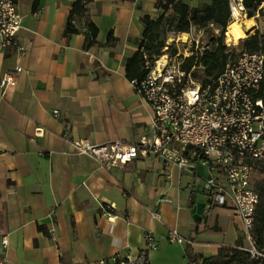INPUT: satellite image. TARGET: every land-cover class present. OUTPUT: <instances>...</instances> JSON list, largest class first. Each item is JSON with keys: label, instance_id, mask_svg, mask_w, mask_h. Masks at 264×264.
<instances>
[{"label": "crops", "instance_id": "0c3cea01", "mask_svg": "<svg viewBox=\"0 0 264 264\" xmlns=\"http://www.w3.org/2000/svg\"><path fill=\"white\" fill-rule=\"evenodd\" d=\"M72 1L17 0L15 45L25 53L0 48V76L23 70L0 97V258L83 264L134 257L146 249L148 231L157 247L147 250V264H186V247L211 256L234 245L241 220L230 207L206 209L205 167L192 174L150 156L107 169L74 152L73 138L134 143L149 123L151 108L126 77L125 63L138 48L141 18L156 17L158 0H91L87 16L72 20L79 32L66 37ZM87 20L97 35L85 47ZM35 127L42 137L34 138ZM198 203L203 209L194 219ZM170 230L185 241L169 242Z\"/></svg>", "mask_w": 264, "mask_h": 264}, {"label": "built area", "instance_id": "2783aa9c", "mask_svg": "<svg viewBox=\"0 0 264 264\" xmlns=\"http://www.w3.org/2000/svg\"><path fill=\"white\" fill-rule=\"evenodd\" d=\"M230 7L231 18L233 8L243 11L241 0H230ZM20 28L17 0H0L1 49L15 45ZM225 44L230 45L226 36ZM15 46L20 55L25 53L24 47ZM165 56L150 69L145 62L144 68L148 70L145 77L139 82L133 81L152 111L137 141L91 145L85 139L73 138V150L91 156L107 169L150 156L158 158L165 166L174 165L192 174L196 173L197 166L205 167L208 175L202 179V191L206 209L212 206L233 209L241 220L239 234L247 243L241 249L252 257H264L255 249L250 236L258 202L253 175L264 165V93L260 92L264 54L240 49L218 75L208 77L204 83L192 76L195 66L185 72L180 67L182 61L170 64ZM22 71L18 66L0 76V97L6 89L15 86ZM57 112L53 110V115ZM42 135V127H35L34 138ZM101 210L106 213L107 209L101 206ZM150 215L157 221L161 218L158 211H150ZM113 218L107 217L110 222ZM167 240L185 241L176 230L169 231ZM145 243L146 249L137 256H114L83 264H147V250L157 247L150 231L145 234ZM2 245H7L6 239H2ZM0 264L11 263L0 258Z\"/></svg>", "mask_w": 264, "mask_h": 264}, {"label": "trees", "instance_id": "16d2710c", "mask_svg": "<svg viewBox=\"0 0 264 264\" xmlns=\"http://www.w3.org/2000/svg\"><path fill=\"white\" fill-rule=\"evenodd\" d=\"M193 1H196L197 4L190 5L186 0H158L154 5L157 10L156 17L144 16L141 18L143 31L138 48L125 63L126 77L130 81L139 82L145 77L148 70L144 68L146 61L144 53L146 52L149 58L159 55L165 46L163 37L167 31L183 33L188 32L191 26L206 28L210 23L212 24V27L209 28L210 31L219 30V35L215 37L209 49L203 50L200 55L192 53L185 57L180 64L181 69L185 72L195 66L192 76L203 83L207 81L208 77L218 75L230 57H236V53H228L229 49L223 42V34L230 21V0ZM90 2L91 0H73L71 2L63 31L64 36L70 37L79 32L72 24V20L75 16L86 17ZM262 2L264 0H241L245 16L251 18L260 13ZM86 26L85 47H88L96 43L97 28L90 20H87ZM108 39H113L111 34ZM240 43L242 50L264 54V36L258 30L241 39ZM176 53V49H171V55ZM260 92L264 93V79L261 81ZM256 174L261 178L253 183V189L258 194V202L254 210L250 236L255 249L264 254V165L256 169ZM38 229L44 231L41 226H38ZM44 233L46 232L44 231ZM246 246L247 243L239 235L234 245L222 244L217 253L211 256L193 253L186 247V264H264V257H252L248 251L241 249Z\"/></svg>", "mask_w": 264, "mask_h": 264}, {"label": "rangeland", "instance_id": "374dc122", "mask_svg": "<svg viewBox=\"0 0 264 264\" xmlns=\"http://www.w3.org/2000/svg\"><path fill=\"white\" fill-rule=\"evenodd\" d=\"M190 5H196L197 2L193 1V0H186ZM261 12L257 13L253 18L256 24L255 29L248 35H251L254 33L255 30H258L259 33L264 36V2H262L261 5ZM230 11H231V7H230ZM240 14V19L242 20L243 17H245V14L243 13V11H239ZM231 18V17H230ZM233 18V17H232ZM231 18V19H232ZM230 19V21H231ZM210 26H207L206 28H198L196 26H191L188 30V32H184L187 37L186 43L179 41V37L181 36V32H171V31H167L164 35V41H165V46L163 47V49L161 50L159 55H154L151 58H149V56L147 55V53L145 52L144 54V58L146 59L145 62H147V64L149 65L150 69L151 67H153L155 65V61L159 60L161 56H165L167 55L168 57V62L170 64H173L177 61H182L184 59L185 56H188L190 54L191 51L192 53H197L198 55H200L203 50L205 49H209L211 47V45L213 44L215 37H217L219 35V30L218 29H213V30H209ZM225 34H226V30L225 33L223 34V42L225 44ZM180 35V36H179ZM247 35V36H248ZM169 39H172L171 41ZM243 39V38H242ZM178 40V41H177ZM239 39L237 41V44L233 45L231 42L229 46H226L229 50L228 53L234 52L237 53L238 50L241 49V43H240ZM226 45V44H225ZM171 49H176L177 53L175 55H171ZM185 53H187L185 55ZM229 59H234V57H230ZM144 62V65H145ZM199 68H202L201 66H197ZM261 178V176H259L258 174L253 175V181L259 180Z\"/></svg>", "mask_w": 264, "mask_h": 264}, {"label": "bare ground", "instance_id": "6f19581e", "mask_svg": "<svg viewBox=\"0 0 264 264\" xmlns=\"http://www.w3.org/2000/svg\"><path fill=\"white\" fill-rule=\"evenodd\" d=\"M239 17H240L239 10L236 8H233V18L231 19V21H229L225 29L226 30L225 36L227 38V41L231 42L233 45L237 44V41L239 39L245 38L256 27L253 17L248 18L245 16L243 17L242 20ZM180 35H179L180 36L179 41L186 43L187 34L183 32ZM169 40L171 41L172 39H169ZM165 57L166 56L164 55L161 56L159 62H162L165 59ZM159 67H160V64H159Z\"/></svg>", "mask_w": 264, "mask_h": 264}, {"label": "water", "instance_id": "95a60500", "mask_svg": "<svg viewBox=\"0 0 264 264\" xmlns=\"http://www.w3.org/2000/svg\"><path fill=\"white\" fill-rule=\"evenodd\" d=\"M202 209H203V203H198L191 209V213L194 219H197L200 216Z\"/></svg>", "mask_w": 264, "mask_h": 264}]
</instances>
